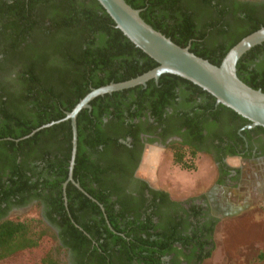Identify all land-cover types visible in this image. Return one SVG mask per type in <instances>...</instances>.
I'll list each match as a JSON object with an SVG mask.
<instances>
[{
    "label": "trees",
    "instance_id": "obj_1",
    "mask_svg": "<svg viewBox=\"0 0 264 264\" xmlns=\"http://www.w3.org/2000/svg\"><path fill=\"white\" fill-rule=\"evenodd\" d=\"M125 1L155 30L214 65L264 27V0ZM157 65L97 0H0V203L6 205L0 212V264H67L62 261L67 249L78 257L81 251H98L93 242L104 250L110 238L111 264L131 259L158 264L155 251L199 263L210 256L219 219L208 215V205L171 200L168 192L142 180H133L137 195L125 193L143 150L139 134L162 127L163 138L181 137L167 148L172 163L193 170L203 149L245 156L237 142L264 136L263 127L242 129L246 118L171 73L98 95L76 117L73 179L85 192L67 182L70 120L27 136L62 119L93 88ZM236 74L264 92V41L239 58ZM147 111L157 125L141 121ZM32 202L41 207L37 231L19 217L2 218L12 206ZM175 242L193 247L185 253L172 247ZM91 258L92 264H107L98 255Z\"/></svg>",
    "mask_w": 264,
    "mask_h": 264
},
{
    "label": "water",
    "instance_id": "obj_2",
    "mask_svg": "<svg viewBox=\"0 0 264 264\" xmlns=\"http://www.w3.org/2000/svg\"><path fill=\"white\" fill-rule=\"evenodd\" d=\"M114 21L115 26L145 54L153 58L158 65L134 78L109 83L93 88L62 119L51 121L33 129L27 136L49 127L62 120H70L72 139L71 156L68 165L67 182L85 192L73 179V167L77 151L76 117L81 109L90 108L89 102L98 95L123 90L136 85H145L150 79L157 80L163 73L180 76L210 93L217 104H222L249 123L242 129L255 126L264 128V92L241 81L236 74L239 58L253 46L264 41V27L243 37L223 56L219 65L195 55L189 47L175 44L169 37L155 30L140 16V10L133 8L125 0H97ZM66 182L64 183V185Z\"/></svg>",
    "mask_w": 264,
    "mask_h": 264
},
{
    "label": "rangeland",
    "instance_id": "obj_3",
    "mask_svg": "<svg viewBox=\"0 0 264 264\" xmlns=\"http://www.w3.org/2000/svg\"><path fill=\"white\" fill-rule=\"evenodd\" d=\"M193 160V170L183 169L172 163L167 148L152 144L144 149L138 175L181 202L197 201L204 195L210 197L214 187L220 189L219 186H214L218 176L217 167L211 156L202 152L196 153ZM227 163L238 167L243 160L240 157L228 158ZM263 168L262 163L247 164V170L251 172L260 173ZM236 186L230 187L236 189ZM253 187L249 186V190L246 187L245 192L241 190L240 196L232 195L227 198L230 204L238 208L228 210L219 218L213 234L211 254L201 264H264V257H260L264 254V202L259 200L260 193ZM220 199L221 196L217 201ZM209 203L210 207L215 206L214 202ZM212 211L217 214L214 207ZM8 217H19L32 225V231H37L41 207L32 202L11 210ZM66 260L64 253L62 261Z\"/></svg>",
    "mask_w": 264,
    "mask_h": 264
},
{
    "label": "flooded vegetation",
    "instance_id": "obj_4",
    "mask_svg": "<svg viewBox=\"0 0 264 264\" xmlns=\"http://www.w3.org/2000/svg\"><path fill=\"white\" fill-rule=\"evenodd\" d=\"M172 110L171 108H166V112L170 113ZM145 116H142L141 121H148L149 123H153L157 125V122L154 121V118L150 116V113L147 111L145 112ZM105 120V119H104ZM138 120L136 119L135 122ZM184 130V129H182ZM162 134V127L157 128L153 133H146L141 132L139 134V142L141 143V148L143 150L141 151L139 163L135 167L133 174H132V180L128 183L125 189V193H130L133 195H137L135 193L136 188L138 187V184L134 182L133 180H142L146 182L149 188L158 189V190H164L160 188L153 187L148 180H146L144 177L138 175V167L140 165V162L142 160V156L144 153V149L146 146L156 144L163 146L165 148H168L169 144H171L173 141H182L181 137L171 134L167 137L163 138ZM152 139V141H150ZM132 139L129 137L127 138V141L130 142ZM249 143H251V148ZM237 150H239L241 153H246L245 156H240L236 154H229L228 150H222V151H206L205 149L201 150L202 153L208 154L211 156L212 160L214 161V164L217 167V180L216 184L214 186H219L220 189L215 188L213 190V194L209 197L207 195L200 196L201 198H198L197 201H193L194 204L202 205L206 207L208 205V215L214 218L219 219L221 216H223L228 210H235L236 206H233L228 202V197L234 195V196H240L241 190L245 192L246 187L254 186L253 188H256L257 191L260 193L261 196L259 198L260 201L264 202V168L258 172H251L247 170V164H261L264 166V136L261 134L252 135V138L250 139V142L247 138H243L241 141L237 142L236 145ZM220 156L221 162H219L216 159V156ZM234 157H240L243 160V163L238 167H233L227 163L228 158H234ZM245 168V169H244ZM259 182H261L259 184ZM233 185H237L236 189H232ZM148 194V190H145ZM166 191V190H164ZM167 192V191H166ZM216 192V193H215ZM169 194V193H168ZM221 196V199L217 201V198ZM169 197L171 200L178 201L173 199L170 194ZM263 197V198H262ZM115 196L112 197V200H115ZM206 200V202L204 201ZM214 202L215 206L210 207V203ZM181 202V201H180ZM219 202V203H218ZM185 203V202H183ZM6 207L5 204L0 203V212ZM23 207V206H22ZM213 207L214 210L217 212V214L213 213ZM15 208H20L17 206H12L10 209H8L7 213L4 217H8V214L11 210ZM205 214V213H203ZM205 218L207 219V216L205 215ZM132 217H130V220ZM155 223H157V219L154 220ZM110 227V226H109ZM52 229L56 230L55 227H52ZM111 229V227H110ZM105 236V235H104ZM144 236V234H142ZM97 246L98 251H94L91 249L90 252H84L81 251V253H78V257L74 254V252L71 249L66 250V261L67 264H92L91 261L93 259L91 258L94 254L98 255V258H101L104 262L106 261L107 264H111V238L110 242L106 243L104 245V250L99 249L98 243L93 242L91 245V248ZM172 247L176 249H182L183 252L189 253L191 251V248L193 245H189V250L185 249L181 243L175 242L173 243ZM204 248H207V246H204ZM142 254V253H141ZM113 255V254H112ZM152 256L154 258H158V264H201L199 262H196V259L193 258L191 260L186 259L183 255H177L176 252H170V253H163L161 254L158 251H155V253H152ZM114 264H119V260H113ZM124 264H144L142 261L138 262L136 259H131L124 261Z\"/></svg>",
    "mask_w": 264,
    "mask_h": 264
}]
</instances>
